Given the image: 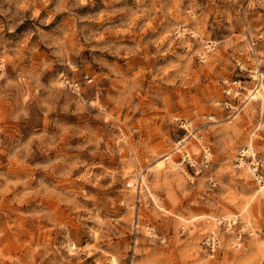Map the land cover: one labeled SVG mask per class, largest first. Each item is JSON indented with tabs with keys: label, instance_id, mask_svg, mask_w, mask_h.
<instances>
[{
	"label": "rangeland",
	"instance_id": "1",
	"mask_svg": "<svg viewBox=\"0 0 264 264\" xmlns=\"http://www.w3.org/2000/svg\"><path fill=\"white\" fill-rule=\"evenodd\" d=\"M262 89L264 0H0V264H264Z\"/></svg>",
	"mask_w": 264,
	"mask_h": 264
},
{
	"label": "bare ground",
	"instance_id": "2",
	"mask_svg": "<svg viewBox=\"0 0 264 264\" xmlns=\"http://www.w3.org/2000/svg\"><path fill=\"white\" fill-rule=\"evenodd\" d=\"M261 93H264V89L261 90ZM258 96H259V90H258L255 94L252 95V98L255 99V98H257ZM260 96H261V95H260Z\"/></svg>",
	"mask_w": 264,
	"mask_h": 264
}]
</instances>
